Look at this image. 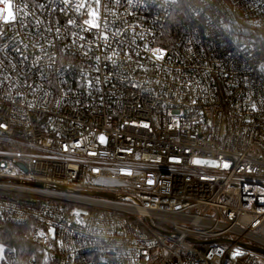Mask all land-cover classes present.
<instances>
[{
	"label": "built area",
	"instance_id": "2783aa9c",
	"mask_svg": "<svg viewBox=\"0 0 264 264\" xmlns=\"http://www.w3.org/2000/svg\"><path fill=\"white\" fill-rule=\"evenodd\" d=\"M13 5L29 28L55 17L62 35L45 46L48 68L27 29L0 23L12 77L0 88V221L36 249L23 262L5 249L0 264H264L240 245L264 250V0H122L118 67L65 27L86 15ZM21 37L51 85L12 70Z\"/></svg>",
	"mask_w": 264,
	"mask_h": 264
},
{
	"label": "snow or ice",
	"instance_id": "6c2138e0",
	"mask_svg": "<svg viewBox=\"0 0 264 264\" xmlns=\"http://www.w3.org/2000/svg\"><path fill=\"white\" fill-rule=\"evenodd\" d=\"M150 0H146V3H149ZM35 6L41 10L49 11L51 13L59 12L61 14L67 15L70 10L75 11L79 15H86L87 19H84L82 23L78 24L75 19H69L67 21V25L65 27H73L77 28L78 32H72L71 35L73 37H77L79 40L83 41L86 39L84 35H80L79 33H90L92 34L95 40L100 41L97 44V48L103 47L105 49V60L111 62L114 66L118 67L117 61L113 57H118L119 52L116 49H120L123 51L125 45L122 41L116 39L120 36L121 29L117 27V22L119 21V16L117 15V9L121 5L122 0H48L49 4H55V7L50 9L47 8L45 3L40 2V0H33ZM141 3V0H127V4L132 7H137ZM111 4L113 7L109 8L108 5ZM60 5H63L61 7ZM0 23L2 25H14L19 24L20 27L25 28L28 30V35L32 36V40L30 44L33 48L38 49L39 53H43L44 56H48V53L45 51V46L54 47L55 40L61 38V28L58 25V20L53 17L49 20L47 27H42L44 24L43 20L35 19L32 23V27L29 28L27 24L23 23V19L18 20L17 11H14L13 0H0ZM27 7V5H25ZM101 8H103L105 12V17L102 18L101 15ZM18 10V9H17ZM32 14L25 12L24 16L28 17ZM107 15H112L113 20L109 21L107 19ZM120 23L126 24L128 23L126 20L119 21ZM115 29V30H113ZM5 29L0 27V39H3L5 36ZM111 33V36L109 35ZM25 37H21L19 40H12L10 47L20 58V67L18 69L17 64L13 63L11 60L9 64L14 72H18V74H23L25 82L31 78L32 75L39 73L41 78L48 81V77L44 75L45 67L41 66L39 61L42 59L40 54H34V61L33 63H28V57L24 55V52L29 48V44L24 43ZM91 43V41L89 42ZM72 44H76V40L72 41ZM6 48L9 45L5 46ZM80 48H84L83 44L79 45ZM90 50V49H89ZM145 50L150 51L152 56L155 57L156 60H160L164 58L165 52L163 49H150L145 45ZM3 51V49H0ZM110 52V54H109ZM87 55V51L84 53ZM127 56L128 53H125ZM139 56V52H137ZM50 60L48 68H51L52 65L55 64V58L52 56H48ZM97 63L100 62L101 57L97 56L96 58ZM130 59V57H129ZM107 67V64L104 65ZM96 71H99V68H96ZM7 69L3 66L2 62H0V88H2L6 81H10L12 79L10 74H6ZM82 77H85L86 74L81 70ZM49 85H51V81H48ZM99 83V77H95V83L93 80H86V87L87 88H94L95 84ZM25 86L31 88L32 85L26 84ZM136 86V85H134ZM12 85H10L11 91ZM196 101L193 100V103ZM32 105L29 104V107ZM253 110H256V105H252ZM178 119V117L176 118ZM147 127L148 125H144ZM0 128H7L6 124L0 123ZM102 142L104 141V137L100 136L99 138ZM193 163H208L206 161H199L195 160ZM223 167H229V164L225 162ZM94 171H99L98 169H94ZM4 251L5 248L3 245H0V261L4 260Z\"/></svg>",
	"mask_w": 264,
	"mask_h": 264
},
{
	"label": "trees",
	"instance_id": "16d2710c",
	"mask_svg": "<svg viewBox=\"0 0 264 264\" xmlns=\"http://www.w3.org/2000/svg\"><path fill=\"white\" fill-rule=\"evenodd\" d=\"M26 229L0 221V245L7 250H14L18 260L23 262L33 256L36 249L25 239Z\"/></svg>",
	"mask_w": 264,
	"mask_h": 264
},
{
	"label": "water",
	"instance_id": "95a60500",
	"mask_svg": "<svg viewBox=\"0 0 264 264\" xmlns=\"http://www.w3.org/2000/svg\"><path fill=\"white\" fill-rule=\"evenodd\" d=\"M91 195L95 196V197H107V198H112L113 197L112 195L106 194V193H92ZM216 242H220V241L218 240ZM240 245L243 246L244 248H248V249H251V250L256 251L258 253L264 254V250L263 249L256 248V247H250V246H248L246 244H243V243H241Z\"/></svg>",
	"mask_w": 264,
	"mask_h": 264
}]
</instances>
